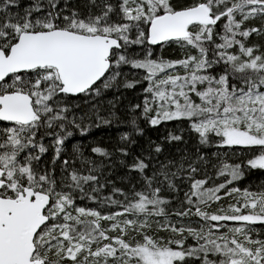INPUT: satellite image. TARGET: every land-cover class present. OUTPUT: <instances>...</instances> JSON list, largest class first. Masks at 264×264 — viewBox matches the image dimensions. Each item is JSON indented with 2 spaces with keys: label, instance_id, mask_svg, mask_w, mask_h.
Returning a JSON list of instances; mask_svg holds the SVG:
<instances>
[{
  "label": "snow or ice",
  "instance_id": "snow-or-ice-1",
  "mask_svg": "<svg viewBox=\"0 0 264 264\" xmlns=\"http://www.w3.org/2000/svg\"><path fill=\"white\" fill-rule=\"evenodd\" d=\"M256 171L264 0H0V264H264Z\"/></svg>",
  "mask_w": 264,
  "mask_h": 264
},
{
  "label": "trees",
  "instance_id": "trees-1",
  "mask_svg": "<svg viewBox=\"0 0 264 264\" xmlns=\"http://www.w3.org/2000/svg\"><path fill=\"white\" fill-rule=\"evenodd\" d=\"M166 56H173L175 57V55H177V53H175L172 49L167 50L164 53ZM136 96H137V92L134 90H128L125 91L124 94V98H122L121 103H120V107L121 110L124 109V107L126 105H128L129 103H135L136 102ZM121 130H126L123 128V126H121ZM165 134V130L161 129L159 131L156 130H152V129H146V137L145 138H151V139H157L158 137H162ZM119 135V131L115 128H110V129H100L97 130L94 134L95 139L97 140H101L104 143H110L111 141H113L114 139H116V137ZM144 143V139L140 140V144ZM175 147H184V145H176L173 146V149ZM168 148V146L166 145V149ZM134 151L137 150V148L134 146ZM264 182V172H253L251 175L247 176L241 183H240V187H248V186H255L258 185L260 183Z\"/></svg>",
  "mask_w": 264,
  "mask_h": 264
}]
</instances>
